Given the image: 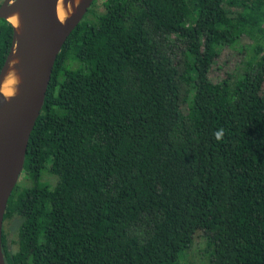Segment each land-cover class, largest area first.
Returning <instances> with one entry per match:
<instances>
[{"label":"trees","instance_id":"trees-1","mask_svg":"<svg viewBox=\"0 0 264 264\" xmlns=\"http://www.w3.org/2000/svg\"><path fill=\"white\" fill-rule=\"evenodd\" d=\"M95 2L53 62L4 264H179L192 244L206 264H264V0ZM12 31L0 18V69Z\"/></svg>","mask_w":264,"mask_h":264},{"label":"water","instance_id":"water-1","mask_svg":"<svg viewBox=\"0 0 264 264\" xmlns=\"http://www.w3.org/2000/svg\"><path fill=\"white\" fill-rule=\"evenodd\" d=\"M9 1L13 0H2L0 3V18L2 19L4 17L1 11ZM26 1L27 14L33 30L34 40L31 46L24 43L22 50H24L30 61V77L24 89L9 105H6L4 100L0 98V146H2L0 148V158L14 154L12 165H15L18 160V169L12 176L0 165V185L4 186L11 179L10 183L5 185L4 188L0 187V231L5 209L4 204L19 173L25 144H27L30 131L40 112L53 62L65 39L80 21L91 0H88L75 20L64 26L55 16V6L58 0ZM12 39L13 31L7 56L11 51ZM17 154L18 158L16 157ZM0 264H4L1 250Z\"/></svg>","mask_w":264,"mask_h":264},{"label":"bare ground","instance_id":"bare-ground-1","mask_svg":"<svg viewBox=\"0 0 264 264\" xmlns=\"http://www.w3.org/2000/svg\"><path fill=\"white\" fill-rule=\"evenodd\" d=\"M88 0H58L55 6L56 19L64 26L75 20ZM5 20L13 26V45L0 72V98L9 105L24 89L30 77V61L22 50V45L33 44V30L27 14L26 0H13L1 11ZM2 146H0L1 148ZM14 154L0 158V165L11 176L18 169V160L13 164ZM18 158V154L16 156ZM10 180L5 184H9ZM1 186L2 188L5 187Z\"/></svg>","mask_w":264,"mask_h":264},{"label":"rangeland","instance_id":"rangeland-1","mask_svg":"<svg viewBox=\"0 0 264 264\" xmlns=\"http://www.w3.org/2000/svg\"><path fill=\"white\" fill-rule=\"evenodd\" d=\"M95 11H101L102 7L100 5V0H96L95 2ZM249 42L247 40L241 41L240 45L242 47H247ZM243 55L238 53L236 49L230 48H222L219 52L216 66L221 69V72L231 71L233 75L238 73L242 66ZM219 74L218 71L212 73V76H217ZM7 227V223H6ZM10 226L8 227V229ZM8 232V231H7ZM207 260L203 255L200 254L198 248L195 244H192L187 250H184L179 255V264H206Z\"/></svg>","mask_w":264,"mask_h":264},{"label":"clouds","instance_id":"clouds-1","mask_svg":"<svg viewBox=\"0 0 264 264\" xmlns=\"http://www.w3.org/2000/svg\"><path fill=\"white\" fill-rule=\"evenodd\" d=\"M225 136V129L224 128H219L217 131L214 133V138L217 142H220L223 140Z\"/></svg>","mask_w":264,"mask_h":264}]
</instances>
